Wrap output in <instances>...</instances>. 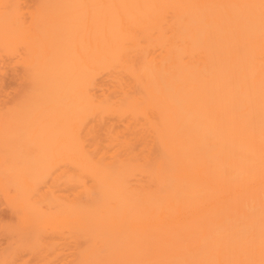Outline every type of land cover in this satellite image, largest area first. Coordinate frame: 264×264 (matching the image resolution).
Instances as JSON below:
<instances>
[{
	"label": "bare ground",
	"instance_id": "bare-ground-1",
	"mask_svg": "<svg viewBox=\"0 0 264 264\" xmlns=\"http://www.w3.org/2000/svg\"><path fill=\"white\" fill-rule=\"evenodd\" d=\"M0 264H264V0H0Z\"/></svg>",
	"mask_w": 264,
	"mask_h": 264
},
{
	"label": "rangeland",
	"instance_id": "rangeland-1",
	"mask_svg": "<svg viewBox=\"0 0 264 264\" xmlns=\"http://www.w3.org/2000/svg\"><path fill=\"white\" fill-rule=\"evenodd\" d=\"M3 214H6V211H4Z\"/></svg>",
	"mask_w": 264,
	"mask_h": 264
}]
</instances>
